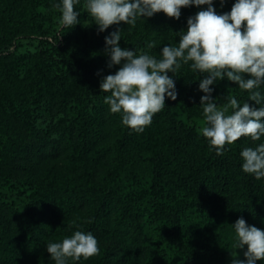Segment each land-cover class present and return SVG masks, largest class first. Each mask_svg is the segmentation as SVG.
<instances>
[{
    "label": "trees",
    "instance_id": "1",
    "mask_svg": "<svg viewBox=\"0 0 264 264\" xmlns=\"http://www.w3.org/2000/svg\"><path fill=\"white\" fill-rule=\"evenodd\" d=\"M41 2L61 0H0V133L7 138L0 187L21 173L35 187L25 210L0 201V264H55L46 245L76 230L91 232L100 254L68 264H225L238 218L264 230V178L242 171L240 152L256 147L250 138L217 155L177 116L182 104L203 118L204 74L190 64L169 73L177 98L166 97L142 133L124 126L104 103L109 93L100 91L103 77L120 67H107L108 33L121 30L122 48L159 59L207 5L182 8L178 20L160 12L134 28L121 22L89 38L88 14L81 13L86 0L75 6L79 23L54 37L42 33ZM235 2L213 6L223 14ZM29 40L41 50L18 54ZM225 81L211 85L213 99ZM232 85L242 106L249 94ZM259 90L264 96V85Z\"/></svg>",
    "mask_w": 264,
    "mask_h": 264
},
{
    "label": "clouds",
    "instance_id": "2",
    "mask_svg": "<svg viewBox=\"0 0 264 264\" xmlns=\"http://www.w3.org/2000/svg\"><path fill=\"white\" fill-rule=\"evenodd\" d=\"M79 0H61L53 5L60 13L59 23L71 28L79 23L76 11ZM225 0H220L223 7ZM207 5L187 20V29L177 33L176 45H165L161 56L141 49L129 50L120 46L121 30L105 37V51L109 55L107 67L120 65L115 74L100 82V91L109 93L104 103L113 114H120L122 124L133 132L142 133L152 123L155 114L165 107L166 97L176 100L174 79L184 65L193 72L204 74L199 82L203 125L200 133L217 155H223L226 145L241 138L259 141L264 137V0H236L231 11L218 14L213 0H86L83 7L104 32L121 22L134 28L140 19L163 12L179 19L181 9ZM156 46L152 41L148 49ZM123 62V63H122ZM99 75V73H97ZM228 80L246 91L250 104L241 106L235 96H226L224 104L213 99L211 87L220 80ZM242 171L256 180L264 178V143L240 152ZM235 232L231 248L232 264H257L264 261V230L248 225L243 217L232 225ZM244 259H238L237 249H245ZM46 251L55 264L87 260L100 254L97 238L91 232L74 231L61 242H49Z\"/></svg>",
    "mask_w": 264,
    "mask_h": 264
},
{
    "label": "rangeland",
    "instance_id": "3",
    "mask_svg": "<svg viewBox=\"0 0 264 264\" xmlns=\"http://www.w3.org/2000/svg\"><path fill=\"white\" fill-rule=\"evenodd\" d=\"M54 4L48 2H41L39 6L40 19L42 24V33L49 36H55L60 28L63 26L59 23L61 13L53 7ZM81 13H87L86 9L83 7ZM87 20L83 22V28L89 38H95L100 32H98V26L94 24L92 17L88 14L86 17ZM110 33H108L109 35ZM42 47H39V44L36 40L25 41L21 48L18 51V54H35ZM50 54H58L57 50L48 48ZM223 92L218 96V103L224 104L227 101L225 100L226 96H235L234 87L232 82L226 80L222 84ZM177 116L188 123L190 126L194 127L198 132L203 125V118L193 112H191L186 105L179 104L176 107ZM264 137H261L259 141H252L250 144L258 146L262 143ZM7 144V138L0 133V164L4 163L3 149ZM24 174H19L16 176L10 177L6 186L0 187V201L8 200L14 202L16 206L25 210L28 206L31 196L35 191V187L29 184ZM7 195V197L5 196ZM238 259H244L243 252L245 249H237ZM231 250L227 257L225 264H232Z\"/></svg>",
    "mask_w": 264,
    "mask_h": 264
}]
</instances>
